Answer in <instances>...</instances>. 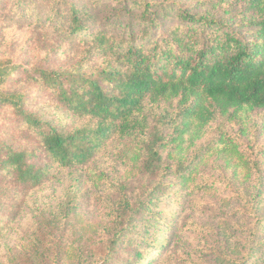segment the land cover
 <instances>
[{
	"label": "rangeland",
	"instance_id": "rangeland-1",
	"mask_svg": "<svg viewBox=\"0 0 264 264\" xmlns=\"http://www.w3.org/2000/svg\"><path fill=\"white\" fill-rule=\"evenodd\" d=\"M32 1L38 19L26 0H0V64L19 66L3 89L22 97L25 111L73 131L88 117L28 76L38 67L92 74L103 60L59 34L46 0ZM70 1L97 28L120 7V0ZM182 1L224 19L247 13L243 0ZM145 107V134L112 132L88 162L52 165L38 187L0 174V264H264V109L217 116L172 141L181 128L178 100ZM0 147L26 150L37 164L47 160L8 105H0ZM150 148L159 152L154 170L146 164ZM179 167L192 179H181ZM195 183L212 188L198 191Z\"/></svg>",
	"mask_w": 264,
	"mask_h": 264
},
{
	"label": "trees",
	"instance_id": "trees-1",
	"mask_svg": "<svg viewBox=\"0 0 264 264\" xmlns=\"http://www.w3.org/2000/svg\"><path fill=\"white\" fill-rule=\"evenodd\" d=\"M26 1V10L38 19L36 4ZM46 1L59 34L90 47L103 67L92 74L79 67H38L28 77L53 89L68 111L89 123L64 131L25 111L22 97L3 89L19 66L0 64V105L21 115L47 156L37 164L26 150L0 147L1 175L38 187L49 179L52 165L74 168L88 162L112 132L145 134L147 104L178 100L181 128L172 141L194 125L193 133L200 131L217 116L231 119L244 109H264V0H243L247 13L240 21L200 13L182 0H120L112 20L98 28L92 27L94 17L70 0ZM149 150L146 164L154 170L159 152ZM178 172L181 179H192L189 168Z\"/></svg>",
	"mask_w": 264,
	"mask_h": 264
}]
</instances>
